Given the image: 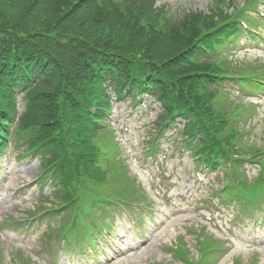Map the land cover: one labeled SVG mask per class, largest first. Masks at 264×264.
Returning a JSON list of instances; mask_svg holds the SVG:
<instances>
[{"label":"trees","instance_id":"obj_1","mask_svg":"<svg viewBox=\"0 0 264 264\" xmlns=\"http://www.w3.org/2000/svg\"><path fill=\"white\" fill-rule=\"evenodd\" d=\"M152 4V0H0V131L1 121L15 110L14 92H24L27 109L20 127L28 130L29 146L45 143L43 162L70 154L76 185L85 181L83 177L101 184L104 178L95 169L100 167L101 161L96 163L100 149L94 140L101 129L94 121H102L106 109L94 113L90 109L110 99L103 87L112 88L118 97L125 88L131 93L151 83L155 93L160 90L167 112L177 106L175 112L183 108L194 115L190 128L204 129L201 151L216 149L214 133L224 126L217 121L228 122L227 112L214 103L220 94L216 85L220 73L236 70L221 59L211 62L198 41L209 43L214 51L233 40L241 27L226 23L228 16L218 5L209 15L191 13L189 19L161 25L164 12L154 13ZM130 8H138L139 16ZM62 173L66 176V164ZM94 189L103 193L102 188ZM63 203L74 213L86 209L87 201L68 192Z\"/></svg>","mask_w":264,"mask_h":264},{"label":"rangeland","instance_id":"obj_2","mask_svg":"<svg viewBox=\"0 0 264 264\" xmlns=\"http://www.w3.org/2000/svg\"><path fill=\"white\" fill-rule=\"evenodd\" d=\"M212 1L156 0V5L166 4L170 10L181 13L186 11V9L207 10ZM231 1L240 3L243 0ZM227 3L232 4L230 1ZM233 48L234 53L231 54L233 60L238 61L237 63L251 65L264 61V46H261V49H253L246 45H238ZM258 70H261V68L258 67ZM256 103H259L255 104L257 107V117L247 121L243 120V126L248 134L244 142L246 145L251 144L263 148L264 100L261 103L260 101H256ZM19 107L20 112L24 108V102L21 100H19ZM113 107L114 111L110 114L109 119L122 127V130L119 132L121 146L115 138L119 144V156L122 162L126 165L129 175L136 176L138 182L141 181V185L146 186L150 191L157 190V193H161V200L155 206V213L151 219L153 224L159 222L158 226L155 225L157 227L154 231V237L148 244L135 251L123 254L120 251V255L108 264H163L169 262L171 261L169 246L174 245L179 238L186 242V247L190 250V256L196 259L200 246L198 238L205 235L204 238L206 240L213 241L211 233L223 236L220 233V226L223 228L229 227L226 220L231 216V212L227 211L225 215L220 214L216 221H213V219L208 220V223L211 225L210 230H205V215H209L210 213L204 209L209 203L210 198L215 199V195H213L214 188L220 185V180L215 177L216 171L203 169L201 170L203 180H198L197 171L201 169V165H194L192 163V156L185 150H179L181 146L180 148H175V145L179 144V137L181 135L179 129L183 127L185 121L183 118L177 120V123L174 125L175 127L167 128L165 140H160L159 151L155 155H146L149 159L148 162L144 157L143 151H145V148L147 150L150 147L147 141H149L151 134L155 133V127H152V123L156 119L157 113L161 112L160 105L148 99V102L144 103V106L140 109L147 108L148 110L151 108L152 112L140 120L138 116L139 112L132 113V110H140L138 105H122V103L117 101ZM248 107L252 108L249 105ZM123 118L124 122H120V119ZM14 137L12 140L10 139L11 144L8 145V152L4 157L5 161L2 160L0 162V178L2 179L0 185L6 183L3 193L8 195L7 198L0 201L1 264H42L34 260V255H37V251L35 250L44 253L43 255L47 257L49 255L47 251H53L50 243H45V240L37 234L34 236L27 235L28 239L23 236L24 230L21 231V227L8 226L15 219L28 218L35 212H41L45 208L40 202L42 199L40 200L38 194L39 180L32 187V183L36 182L37 172L39 171L37 167L38 162L36 161L38 157L31 159L28 154L20 156V151H25L26 148V146L23 147L22 145L24 139ZM108 146H110L109 143ZM162 155H166V159ZM156 159H158V164L155 162ZM159 167L161 170L157 169ZM247 168H254V166L247 164ZM162 172L165 180L163 190L158 187L157 183L159 179L155 178L156 174L162 175ZM17 187H26V189H24L22 196L14 199L10 196V191ZM43 192L50 194L48 187H45ZM185 196L189 197L184 198ZM167 197L174 198V204L170 203ZM57 204L56 202H52L45 205L58 207L59 205ZM44 227L46 228V224ZM230 250L219 264H232L233 261H241L243 264H248V262L249 264H264V242L253 243L250 239L238 238ZM43 258L47 260L45 257ZM256 258L257 262H255ZM104 259L105 254H102L100 261H104ZM92 261L96 262V260Z\"/></svg>","mask_w":264,"mask_h":264}]
</instances>
